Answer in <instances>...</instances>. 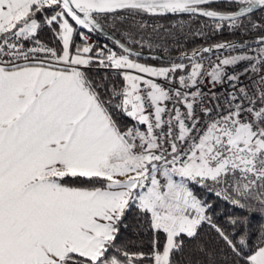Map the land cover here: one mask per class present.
I'll list each match as a JSON object with an SVG mask.
<instances>
[{
	"label": "snow or ice",
	"instance_id": "obj_1",
	"mask_svg": "<svg viewBox=\"0 0 264 264\" xmlns=\"http://www.w3.org/2000/svg\"><path fill=\"white\" fill-rule=\"evenodd\" d=\"M0 264H264V0H0Z\"/></svg>",
	"mask_w": 264,
	"mask_h": 264
},
{
	"label": "trees",
	"instance_id": "obj_2",
	"mask_svg": "<svg viewBox=\"0 0 264 264\" xmlns=\"http://www.w3.org/2000/svg\"><path fill=\"white\" fill-rule=\"evenodd\" d=\"M171 22H172V21H160V23H171ZM101 39H102V41H103V40L106 39V37H102ZM189 39H191V37H190ZM235 39H238V40H239V39H242V38H241V37H233L232 35H229V34H227V33H224V34L218 35V36L216 37V40H235ZM249 42L251 43V41H249ZM196 44H199V40L196 41ZM190 46H196V45H190ZM158 53L165 54V53H163V51H160V52H158ZM176 54H178V51L175 50V46H173V50L171 51V53H170V54H165V55H170V57H173V56H175ZM141 62H147V63L152 64V63H163L164 61H152V60L142 59ZM132 221H133V217L130 216V217H129V223L131 224Z\"/></svg>",
	"mask_w": 264,
	"mask_h": 264
},
{
	"label": "water",
	"instance_id": "obj_3",
	"mask_svg": "<svg viewBox=\"0 0 264 264\" xmlns=\"http://www.w3.org/2000/svg\"><path fill=\"white\" fill-rule=\"evenodd\" d=\"M235 40H238V39H235ZM153 54L160 55V56H166L165 54H161V53H153ZM177 56H178V54H176L175 56H173L171 58H175Z\"/></svg>",
	"mask_w": 264,
	"mask_h": 264
}]
</instances>
